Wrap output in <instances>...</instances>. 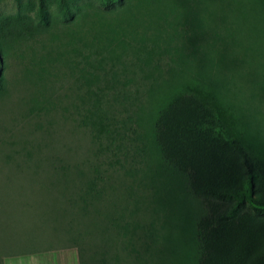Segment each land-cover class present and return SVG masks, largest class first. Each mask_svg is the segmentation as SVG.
<instances>
[{"label":"rangeland","instance_id":"374dc122","mask_svg":"<svg viewBox=\"0 0 264 264\" xmlns=\"http://www.w3.org/2000/svg\"><path fill=\"white\" fill-rule=\"evenodd\" d=\"M64 1L0 0V264L69 246L200 264L208 205L235 202L191 190L158 123L185 95L212 105L261 189L264 0Z\"/></svg>","mask_w":264,"mask_h":264},{"label":"trees","instance_id":"16d2710c","mask_svg":"<svg viewBox=\"0 0 264 264\" xmlns=\"http://www.w3.org/2000/svg\"><path fill=\"white\" fill-rule=\"evenodd\" d=\"M116 1L106 0L105 5ZM221 131L215 108L192 95L176 99L158 123V138L185 164L191 190L235 202L229 217L208 205L209 216L201 226L200 264H264V181L258 180L261 189L257 190L258 175L249 157Z\"/></svg>","mask_w":264,"mask_h":264},{"label":"crops","instance_id":"0c3cea01","mask_svg":"<svg viewBox=\"0 0 264 264\" xmlns=\"http://www.w3.org/2000/svg\"><path fill=\"white\" fill-rule=\"evenodd\" d=\"M3 264H84L76 246L42 249L5 257Z\"/></svg>","mask_w":264,"mask_h":264}]
</instances>
